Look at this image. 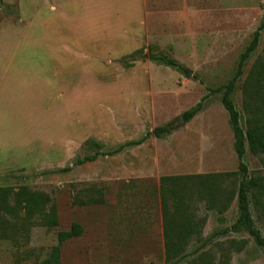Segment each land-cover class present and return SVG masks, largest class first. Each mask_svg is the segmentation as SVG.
<instances>
[{
	"label": "rangeland",
	"instance_id": "1",
	"mask_svg": "<svg viewBox=\"0 0 264 264\" xmlns=\"http://www.w3.org/2000/svg\"><path fill=\"white\" fill-rule=\"evenodd\" d=\"M263 21L264 0H0V188L48 194L59 221L28 241L0 239V264H42L74 223L83 235L61 247L60 264H168L163 177H184L195 223L181 264H264L254 238L231 231L241 177L196 179L239 171L224 93L211 91L232 80ZM263 59L264 31L231 96L245 132L254 115L264 125ZM159 127L171 133L74 166L93 154L88 140L109 152ZM244 162L264 185V155L247 146ZM87 195L102 202L80 205ZM251 211L264 238V193Z\"/></svg>",
	"mask_w": 264,
	"mask_h": 264
},
{
	"label": "trees",
	"instance_id": "2",
	"mask_svg": "<svg viewBox=\"0 0 264 264\" xmlns=\"http://www.w3.org/2000/svg\"><path fill=\"white\" fill-rule=\"evenodd\" d=\"M264 31V21L254 33L253 39L245 52L241 55L238 68L232 80L216 90H212L211 94L224 93L222 104L229 115V124L234 135V149L239 161V171L226 174H218L211 176H198L196 179L206 182L210 187L215 178L240 176V184L238 189V209L239 218L231 227L234 233L246 231L254 238L257 245L264 249V238L261 231L256 227L251 211V199L257 200L264 193L263 183L254 178H249L248 167L244 162L247 152V146L254 155H264V125L260 124L259 119L254 115L249 119V128L245 132L241 127V116L237 111L232 94L235 92L236 84L244 74V68L252 56L256 52L259 44L261 33ZM130 56L135 58L136 54ZM152 61L160 62L163 65L172 68H180V65L168 56L149 55ZM127 68L133 65L128 59L123 61ZM255 73L261 79H264V59L256 64ZM205 97L199 104L191 110L183 114L186 123L193 120L204 108ZM171 133V130L165 127H159L154 132L149 133L141 140L132 141L125 145L119 146L113 151L105 152V146L95 140H88L85 143L86 150L93 154H88L83 159L77 161L74 166H83L87 163L96 162L100 157L114 156L123 152L127 147L141 146L149 137L155 136L162 138ZM73 167L61 169L60 173H69ZM193 178V177H191ZM209 178L208 180H206ZM184 177H163L162 183V207L164 215V236L166 247V261L168 264H181L185 258L186 249L190 244V238L195 233V223L188 215L187 208L183 207L184 196L188 194L187 190L181 188ZM213 180V181H212ZM101 195V192L96 193ZM174 202V218L172 213L167 210L168 201ZM102 202V197H91L87 195L81 201L80 205H90ZM59 226L57 208L54 200L46 193L34 192L28 187H22L18 191L12 188H0V239H8L15 242L22 240L28 241L31 230L35 227L57 228ZM84 229L79 223H74L68 231H62L58 234V245L52 249L50 256L42 264H60L61 247L69 240L81 237ZM152 264V263H150Z\"/></svg>",
	"mask_w": 264,
	"mask_h": 264
},
{
	"label": "water",
	"instance_id": "3",
	"mask_svg": "<svg viewBox=\"0 0 264 264\" xmlns=\"http://www.w3.org/2000/svg\"><path fill=\"white\" fill-rule=\"evenodd\" d=\"M181 122H182V123H186L185 120H184V118H181Z\"/></svg>",
	"mask_w": 264,
	"mask_h": 264
}]
</instances>
